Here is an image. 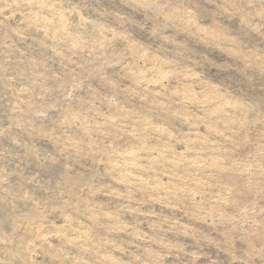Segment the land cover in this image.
Masks as SVG:
<instances>
[{
	"label": "rangeland",
	"instance_id": "rangeland-1",
	"mask_svg": "<svg viewBox=\"0 0 264 264\" xmlns=\"http://www.w3.org/2000/svg\"><path fill=\"white\" fill-rule=\"evenodd\" d=\"M0 264H264V0H0Z\"/></svg>",
	"mask_w": 264,
	"mask_h": 264
}]
</instances>
